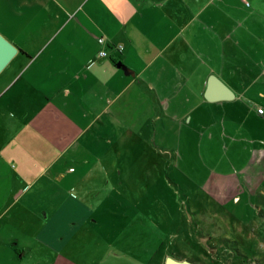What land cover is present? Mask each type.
Here are the masks:
<instances>
[{
    "label": "crops",
    "instance_id": "obj_1",
    "mask_svg": "<svg viewBox=\"0 0 264 264\" xmlns=\"http://www.w3.org/2000/svg\"><path fill=\"white\" fill-rule=\"evenodd\" d=\"M258 10L244 0H0V34L17 49L0 70V249L7 257L79 264L76 243L100 233L101 200L90 192L101 190L104 168L87 156L95 135L111 139L119 125L138 133L152 123L164 159L167 150L177 160L206 159L201 185L211 198L238 200L235 187L254 193L264 180V115L256 111L264 106L241 97L264 84L261 46L245 45L264 32ZM257 51L259 70L247 65ZM211 74L232 96L204 97ZM87 183L89 190L71 192Z\"/></svg>",
    "mask_w": 264,
    "mask_h": 264
},
{
    "label": "rangeland",
    "instance_id": "obj_2",
    "mask_svg": "<svg viewBox=\"0 0 264 264\" xmlns=\"http://www.w3.org/2000/svg\"><path fill=\"white\" fill-rule=\"evenodd\" d=\"M244 2L259 3L257 15L264 21V0ZM257 34V41L245 45H260L264 54V32ZM256 53L247 57V65L259 70ZM241 101L264 106V84L253 85ZM149 124L138 133H128L119 125L115 137L95 135L89 145L94 153L87 159L94 160L96 155L104 168L101 190L94 186L90 192L92 198L101 200L95 215L100 233L86 228L91 233L76 243L72 258L79 264H165L167 257L185 260L184 264H264V180L246 195L235 187L238 200L231 196L213 199L201 185L210 173L209 162L185 156L177 160L176 153L170 158L169 150L164 159L157 152L161 151L158 135ZM79 167V161L72 159L70 170L77 172ZM87 187L89 183L76 185L71 192L78 195L79 189ZM0 264L37 263L31 253L22 257L17 253L10 259L0 249Z\"/></svg>",
    "mask_w": 264,
    "mask_h": 264
},
{
    "label": "water",
    "instance_id": "obj_3",
    "mask_svg": "<svg viewBox=\"0 0 264 264\" xmlns=\"http://www.w3.org/2000/svg\"><path fill=\"white\" fill-rule=\"evenodd\" d=\"M16 51V46L0 34V70L11 59ZM116 66L121 67L125 74H133V71L125 66L120 60L116 62ZM229 96H232V91L226 86V84L216 75H209L204 90V97L208 100H217L220 98H228ZM181 263H186V261H175L169 257L165 259V264Z\"/></svg>",
    "mask_w": 264,
    "mask_h": 264
},
{
    "label": "built area",
    "instance_id": "obj_4",
    "mask_svg": "<svg viewBox=\"0 0 264 264\" xmlns=\"http://www.w3.org/2000/svg\"><path fill=\"white\" fill-rule=\"evenodd\" d=\"M97 41H98V42H102V41H103V38H102V37H97ZM118 47H120V46L118 45ZM98 54H99V55H104V54H106V53H105V51H104L103 49H100V50L98 51ZM256 111H257L259 114H264V110H263V108H262L261 106H256Z\"/></svg>",
    "mask_w": 264,
    "mask_h": 264
},
{
    "label": "bare ground",
    "instance_id": "obj_5",
    "mask_svg": "<svg viewBox=\"0 0 264 264\" xmlns=\"http://www.w3.org/2000/svg\"><path fill=\"white\" fill-rule=\"evenodd\" d=\"M181 264H184V263H181Z\"/></svg>",
    "mask_w": 264,
    "mask_h": 264
}]
</instances>
